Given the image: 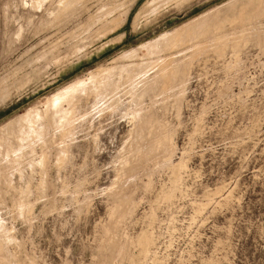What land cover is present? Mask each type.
I'll list each match as a JSON object with an SVG mask.
<instances>
[{
    "label": "rangeland",
    "instance_id": "1",
    "mask_svg": "<svg viewBox=\"0 0 264 264\" xmlns=\"http://www.w3.org/2000/svg\"><path fill=\"white\" fill-rule=\"evenodd\" d=\"M0 264H264V0H0Z\"/></svg>",
    "mask_w": 264,
    "mask_h": 264
},
{
    "label": "bare ground",
    "instance_id": "2",
    "mask_svg": "<svg viewBox=\"0 0 264 264\" xmlns=\"http://www.w3.org/2000/svg\"><path fill=\"white\" fill-rule=\"evenodd\" d=\"M161 138V137H160ZM155 141V140H154Z\"/></svg>",
    "mask_w": 264,
    "mask_h": 264
}]
</instances>
